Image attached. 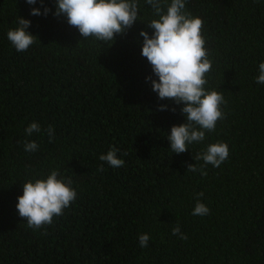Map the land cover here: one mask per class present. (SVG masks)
I'll use <instances>...</instances> for the list:
<instances>
[{"label":"trees","instance_id":"obj_1","mask_svg":"<svg viewBox=\"0 0 264 264\" xmlns=\"http://www.w3.org/2000/svg\"><path fill=\"white\" fill-rule=\"evenodd\" d=\"M44 7L47 16H33L44 10L40 0H0V264H264V85L255 82L264 0H187V12L204 21L213 62L206 88L223 92L227 104L215 131L182 154L170 151L167 135L187 122L184 105L160 100L147 80L158 79L139 35L154 32L151 7L140 0L145 23L112 45L84 40L54 15L56 0ZM19 17L39 38L25 52L7 38ZM33 122L41 132L27 136ZM26 141L38 150L24 151ZM218 142L228 145V159L208 165L207 176L188 172ZM113 147L123 167L100 161ZM54 169L72 180L77 199L51 225L30 229L16 207L23 184ZM198 199L209 215H192ZM177 225L187 240L172 234ZM141 234L150 236L146 248Z\"/></svg>","mask_w":264,"mask_h":264},{"label":"clouds","instance_id":"obj_2","mask_svg":"<svg viewBox=\"0 0 264 264\" xmlns=\"http://www.w3.org/2000/svg\"><path fill=\"white\" fill-rule=\"evenodd\" d=\"M29 5H35L37 0H26ZM43 12L33 8L31 15L47 16L51 9L44 7V0H40ZM151 7L157 19L147 22L153 29L152 35L144 30L142 56L152 66L154 75L158 79L148 77L152 90L158 94L160 100H168L176 105H184L182 114L186 123L173 126L171 134L167 135L170 151L182 154L189 151V145L201 143L206 139V133L214 132L217 122L226 118L223 106L227 104L223 92L208 90V74L212 71L213 62L209 59L210 52L206 47L204 36V21L200 17H193L186 10L187 0H144ZM140 0H56V17L65 16L67 23L78 29L84 37L94 38L102 44L115 42L117 35H125L137 21L145 23L139 15ZM18 26L10 29L7 38L18 52L27 51L39 40L28 29L31 21L19 17ZM40 42V41H39ZM259 74L255 82L264 85V62L258 65ZM160 111L169 110L168 105H161ZM175 112V108L171 109ZM49 142L55 139V130L49 126L46 130ZM41 132L38 123L33 122L26 129V135ZM36 141L24 142V151L38 150ZM118 149L113 147L106 154L100 155V161L113 168L123 167L125 161L118 158ZM229 147L226 143L209 144L205 150L194 156L196 161L203 164L188 165V172L199 171L207 176L204 170L208 165L219 168L229 157ZM127 155V153H125ZM98 171H104L102 163ZM72 180H65L58 169L50 172L46 179L28 180L23 184V195L18 197L17 210L20 217L26 219L27 227L39 230L45 225H51L54 217L62 216L77 199V191L72 187ZM198 193L197 197H203ZM210 209L197 200L193 216H207ZM172 234L182 240L188 237L181 231L179 225L172 229ZM141 248L148 247L150 236L141 234L138 237Z\"/></svg>","mask_w":264,"mask_h":264}]
</instances>
